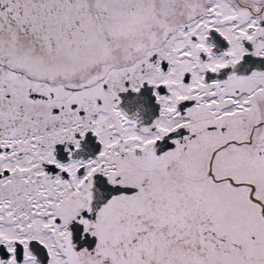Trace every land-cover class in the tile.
<instances>
[{
	"label": "snow or ice",
	"instance_id": "6c2138e0",
	"mask_svg": "<svg viewBox=\"0 0 264 264\" xmlns=\"http://www.w3.org/2000/svg\"><path fill=\"white\" fill-rule=\"evenodd\" d=\"M0 264H264V0H0Z\"/></svg>",
	"mask_w": 264,
	"mask_h": 264
}]
</instances>
